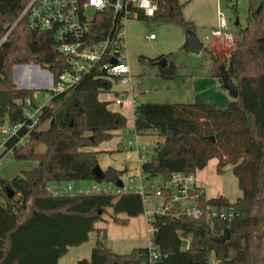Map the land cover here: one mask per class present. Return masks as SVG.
<instances>
[{
	"label": "trees",
	"instance_id": "trees-1",
	"mask_svg": "<svg viewBox=\"0 0 264 264\" xmlns=\"http://www.w3.org/2000/svg\"><path fill=\"white\" fill-rule=\"evenodd\" d=\"M28 2L0 0V40ZM156 2L152 18L193 29L192 22L183 17L179 0ZM112 18L111 8L97 11L85 42L105 38ZM205 50L213 62L211 75L221 81L224 65L239 88L238 98L225 109L204 102L136 105L134 132L156 135L160 139L157 150H168L163 158L155 155L143 162L142 171L147 179L168 180L175 172L201 170L218 157L217 171L232 164L243 196L231 202L224 196L202 195L199 205L204 215L198 219L156 215L152 240L161 257L154 264H264V0H250L246 25L228 59L214 49ZM17 64H36L50 71L56 82L69 61L58 57L52 32L35 31L24 19L18 21L0 45V127L26 121V99L34 106L39 102L34 89L16 85L13 68ZM160 65L161 77L177 76L175 64ZM111 79L105 69L94 68L73 88L52 95L34 128L24 125L6 142L2 154L11 151L16 159L37 165L11 179L0 178V264H58L69 247L88 241L94 230L98 237L91 257L78 264L147 263L148 247L115 253L105 243L104 229L94 226L109 208L115 222L123 225L142 214L140 193L54 194L48 189L51 183L117 182L121 178V171L114 167L96 177L98 151L87 149L127 126L126 116L99 98L100 93L111 91ZM25 135L27 141L21 144ZM8 188L13 197L8 196ZM121 213L127 218L116 217ZM227 230L230 238L221 242ZM185 240H189L187 249Z\"/></svg>",
	"mask_w": 264,
	"mask_h": 264
},
{
	"label": "rangeland",
	"instance_id": "rangeland-1",
	"mask_svg": "<svg viewBox=\"0 0 264 264\" xmlns=\"http://www.w3.org/2000/svg\"><path fill=\"white\" fill-rule=\"evenodd\" d=\"M179 1L183 5V17L192 22V30L201 40L206 35H210L211 31L217 27V0ZM232 4L231 0H221L220 9L228 19L229 32L235 36L234 41L215 39L212 42L209 41L205 46V48L214 49L224 59L230 57V53L235 49L238 33L246 25L250 0H239L236 7ZM92 10L91 8L90 12ZM236 19L239 20L238 25L235 24ZM187 30L180 23L164 22L152 17L130 18L126 23L124 60L130 66L131 79L129 82L123 83L121 79L112 78V89L106 93L113 98L120 97L127 101L126 90L132 85L135 89L140 90L135 92L136 105L146 102L160 104L204 102L215 104L220 109L227 108L234 98L222 87L220 79L211 75L213 62L208 50L204 48L198 54L185 48ZM150 34H155V39L148 38ZM162 60L168 65L175 64L177 76L174 79H165L160 76ZM17 65L36 66V64ZM16 66L13 68L14 81L19 88H22V78L15 79ZM35 69L36 67L31 68V71ZM35 91L39 99L38 103L46 102L44 95L48 91L46 89ZM113 102L115 101L113 100ZM117 107H121V105L118 104ZM47 126V123L43 125V127ZM132 135L129 130L122 135H115L113 140L117 137L118 140L114 141V148L99 152L97 156L102 169L109 166L119 169L121 180L125 184H129L131 177L139 176L143 161H150L159 151L157 149L160 139L156 135H140L138 138ZM129 140L131 143L128 142ZM26 141L27 138L21 144ZM139 146L142 147V155L138 151ZM39 150H44V146H39ZM2 152L3 150L0 151V178L11 179L23 170H29L37 165L36 161L16 159L11 151L6 154H2ZM218 162L219 158L214 157L206 165L207 167L205 166L206 174L212 176L211 180L205 179L208 182L206 195L211 197L213 190L216 195H221L222 191L225 192L229 200L236 201L243 196V191L233 173L232 164L228 163L220 173L217 171ZM55 184L51 183L54 188ZM59 184V186L72 184L76 190L91 186L93 181L60 182ZM156 200L154 197H149L145 203V210H150L152 203ZM101 222L112 236L110 241H105L112 249H115L116 245L122 246L131 241L130 229L124 230L122 224L115 222L109 213L105 214V219L103 218ZM132 223L130 224H138L142 227L143 220L138 219L136 224ZM104 231L106 236L107 231L105 229ZM146 233L145 228L137 231L142 243L147 242ZM95 237L96 230L91 234L92 240Z\"/></svg>",
	"mask_w": 264,
	"mask_h": 264
},
{
	"label": "built area",
	"instance_id": "built-area-1",
	"mask_svg": "<svg viewBox=\"0 0 264 264\" xmlns=\"http://www.w3.org/2000/svg\"><path fill=\"white\" fill-rule=\"evenodd\" d=\"M218 1V25L210 35H206L202 41L204 46L215 39L223 41H234L235 36L229 32L228 19L220 9L221 0ZM232 6L236 7L239 0H231ZM93 9L90 12V9ZM111 8L113 18L110 30L105 38L100 41L88 44L90 29L97 11ZM157 9L156 0H29L23 9L18 21L24 19L27 27L35 31H50L54 35L55 48L59 58H67L68 68L64 70L54 81L52 73L39 66L36 67L39 75L34 78L31 74L32 67L27 69L28 89H46L48 93L44 95L46 102L33 105L30 98L26 99L25 118L26 121L16 125L7 124L0 127V151L5 149L6 142L18 130L26 125L29 129L34 128L38 122V114L42 107L50 100L52 95L62 93L73 88L83 76L94 68L105 69L110 78L121 79L123 82L130 81V66L124 60V49L126 39V23L130 18L152 17ZM5 33L0 40V45L7 39L10 30ZM155 34H150L148 38L155 39ZM115 61L116 63H113ZM138 89L126 91V96L133 97ZM115 102L121 104L123 99L118 97ZM25 135L21 142L26 138ZM131 143V141H128ZM142 147H138L141 154ZM145 162V161H143ZM197 172V171H196ZM196 172L184 173L175 172L171 178L164 180L161 177L147 179L143 171L139 176L129 179V184L123 183L121 186L117 182H95L86 188L74 190L72 184L64 186L62 189H48L54 194L62 192L73 193H103L120 196L125 193H140L143 197L144 205L149 197L157 199L152 203L151 211L148 213V223L150 232L153 235L152 225L156 215H171L180 217L181 215L190 218H201L204 215L203 208L199 205V199L205 195V189L199 185ZM148 261L146 264H154L161 253L154 244L152 238L149 245ZM189 247V240H185L184 248Z\"/></svg>",
	"mask_w": 264,
	"mask_h": 264
},
{
	"label": "crops",
	"instance_id": "crops-1",
	"mask_svg": "<svg viewBox=\"0 0 264 264\" xmlns=\"http://www.w3.org/2000/svg\"><path fill=\"white\" fill-rule=\"evenodd\" d=\"M26 67H32L34 69L36 66H34V65H17L16 68H15V79L17 80V79H21L22 78V80H23V82H22L23 83L22 84L23 85L22 88H28L27 87V72H26L27 71L26 70L27 68ZM31 74H32V76L34 78H37L38 75H39V73H38V71L36 69L33 70L31 72ZM127 82H123V83H127ZM220 84H222V81H220ZM222 87H223V85H222ZM133 88L134 87H132V85H130V87L126 91L128 92V91H130ZM139 91L140 90L138 89L137 92H139ZM99 98L101 100L109 101V108L110 109H112L114 111H119V112L123 113L126 116V118H127V126L125 128H121V129L115 130L113 132V137L115 135H122L127 130H129V132H132V134H133L132 136H134L135 138H138L140 136V135H137L134 132L135 107H136L135 93H134L133 97H131V96L130 97H127L128 98L127 101L126 100H123V102L120 104L121 107H117L118 104L116 102H113V100L115 101L118 97L113 98V97L109 96L106 92L100 93ZM113 137L110 140H108V141L101 142L96 147L87 148V149L97 150L98 153L99 152H103V151L112 150L114 148V141L118 140V137H117V139L115 138V140H113L114 139ZM209 162H210V160H209ZM98 164H99V161H98ZM109 167H112V166H109ZM206 167L203 168L202 170H197V172H196L197 181H198L199 185H201L205 189V194H207V187H208V182L205 179L211 180V177H212L210 174L209 175L206 174V172H207L206 171L207 170ZM232 168H233V166H232ZM102 170H104V169H102ZM141 171H142V166H141ZM236 179H237V177H236ZM59 185H60L59 183H56L55 184V188H54L53 185L50 184V186H51L52 189H59L60 190V189H62L64 187V186H59ZM220 194L221 195H216L215 194V191L213 190V193H212L211 197L224 196V197L228 198L227 195L225 194V192H222L221 191ZM206 197L207 198H211V197H209L207 195H206ZM230 201L231 202H234L233 200H230ZM144 207H145V205H144ZM150 211H151V209L148 210V211L144 210V212L142 214H140L138 216H135V217H130L127 224H125V225L122 224L124 230L130 229V233H131V236H132L131 237L132 238L131 241L126 242L122 246L121 245H116L117 248L115 247V249H112L107 244L106 245L113 252L119 253V254H127L133 248H136V247H147L149 245V243H150L151 238H152V234L150 232V225L148 223V217H149V214L148 213ZM108 213L113 217V211H112L111 208H109ZM116 217H119V218H127V215L125 213H121V214H117ZM103 218L105 219V214L103 215ZM138 219H142L143 220L142 227H140L138 224L137 225H131V224H133L132 222L135 223L136 220H138ZM94 226H95V229H105L107 231V235H106L105 241H110V238H112V236L108 232V229H106L107 227L102 224L101 220L100 221H97ZM144 228H145V231L147 232L145 234V238H146V241H147L146 243H144V242L142 243L141 240H139V236L137 234V231L144 230ZM92 232L93 231H91L89 233V239H88V241L84 242L83 244H81L79 246L69 247L67 253L65 255H63L58 260V264H78V261L81 260V259H83V258H88L89 259L91 257L92 250H93V248H94V246L96 244L97 237H98V233L96 231V237H95V239L92 240V238H91ZM108 235H110V236H108Z\"/></svg>",
	"mask_w": 264,
	"mask_h": 264
},
{
	"label": "water",
	"instance_id": "water-1",
	"mask_svg": "<svg viewBox=\"0 0 264 264\" xmlns=\"http://www.w3.org/2000/svg\"><path fill=\"white\" fill-rule=\"evenodd\" d=\"M239 20L237 19L235 21V24L238 25ZM185 48L187 50L193 51L195 53H201L202 50L205 48L204 46V42L196 35V33L192 30V29H188L186 31V42H185ZM113 63H116L115 61H113ZM160 64H165V61L162 60ZM38 65H36L37 67ZM221 69V81H222V85L223 87L229 92L230 96L234 99L238 98L239 96V88L237 86V84L235 83V81L233 80V78L231 77V75L227 72L226 67L224 65H222L220 67ZM212 139H214V137H212ZM168 150L166 147H162L158 152H157V157L158 158H163L166 154H167ZM93 173L96 177H101L102 176V169L100 167V165H96L93 169ZM117 184L119 186H121L123 184L122 180L119 179L117 181ZM8 196L9 197H13L14 196V192L8 188ZM230 238V232L227 230V234L226 236H224L223 238L219 239L221 242H225L226 240H228ZM114 264H120L118 262H114Z\"/></svg>",
	"mask_w": 264,
	"mask_h": 264
}]
</instances>
